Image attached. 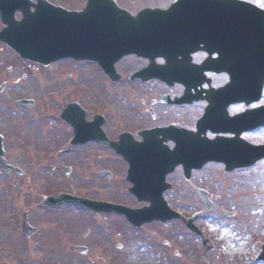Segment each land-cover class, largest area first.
<instances>
[{
  "label": "flooded vegetation",
  "instance_id": "1",
  "mask_svg": "<svg viewBox=\"0 0 264 264\" xmlns=\"http://www.w3.org/2000/svg\"><path fill=\"white\" fill-rule=\"evenodd\" d=\"M174 1L0 0V50H5L6 57L11 58L9 70L18 72L23 79L31 78L33 91H37L38 95L40 86L44 85L42 90H45L48 85L49 97L46 102H40L36 94L27 95L3 104L7 110L20 113L18 115L27 114L29 123L50 126L47 140L28 141L25 136L26 143L19 146L22 151L18 149L17 152L24 153L26 148V153L46 154L52 172L61 171L67 180L77 179V172L86 175L94 187L90 190L89 186H83L79 196L133 208L144 206L146 204L131 191V187H135V182L149 181L144 173L148 163H165L173 169L166 175V181L173 186L163 194L167 201L176 204L177 196H197L198 200H202L198 190L203 188L213 202L210 214L225 215L226 209L232 215L225 216L235 220L243 213L241 203L248 198L247 187L253 183L252 171L264 163L263 160L252 167L236 160L239 155L250 153L251 145L264 146V14L259 12L264 10V0H238L250 2V6L257 7V11L253 7L245 10L246 6L236 2L237 10L242 12L243 9L244 15L254 18L252 25L244 23L241 30L238 24L242 22L231 17L213 19L211 29L201 28L200 24L206 20H202L199 11L191 9L185 15L182 8L181 14H172L162 21L152 13H143L157 8L167 10L172 8ZM52 9L72 12L75 20L87 25L128 27L125 32L128 31L129 35L117 36V44L113 45L122 49L115 54H125L114 65L117 73L115 81L106 75L98 62L66 58L43 65L23 59L3 41L4 35L1 34L8 28V23L15 26L33 17L40 24L49 20ZM154 21L159 22L154 24ZM198 29L214 34L212 50L200 42L194 45ZM34 30L27 29L28 32ZM21 31L25 32V29ZM159 32L163 33L158 35ZM151 56L155 59L151 60ZM168 57L178 59L180 72L185 67L182 82L169 84L147 74L148 68L149 72L152 70V64L157 69L163 68ZM208 58L215 63H210L207 70L201 72V66ZM85 71L94 72L97 77L88 79ZM44 74L47 75V82L42 79ZM102 78H108L112 84L124 82L126 86L134 85L132 90L135 92L143 89V97L141 93L136 94L138 102H128L126 106L120 102L90 101L89 90L98 86V80ZM70 80H74L72 85H69ZM32 82H28L30 87ZM11 84L5 83L6 90ZM225 88H233L234 92H229L228 96L221 92L218 102L215 98L211 100L214 91ZM60 93L65 101L61 98L58 102ZM24 99L33 102L26 106L17 104L16 101ZM251 110L260 114L252 125L247 124L246 114ZM3 124L5 130L0 135L5 158L9 165L20 168L7 151L8 143L14 137L10 134L15 133V129H11L8 120H3ZM13 141L20 143L17 138ZM202 151L216 156L200 167ZM227 153L232 154V160L227 158ZM246 159L251 160V157ZM131 166L135 173L130 180L128 172ZM186 167L187 173L184 170ZM0 172L6 177L25 176V172L23 175L5 172L1 165ZM208 175L209 181L216 183L213 188L208 182L201 184L208 179ZM251 198L257 201L259 209H264V201L259 202V195L252 194ZM226 199L228 202L224 203ZM180 208L184 209L181 205ZM98 214L123 216L108 211ZM36 228L38 231L34 232V236L41 232L39 227ZM263 231L264 227H261L260 232ZM263 243H259L260 252ZM69 247L75 252H78L75 248L83 247L84 255L89 252L84 244H69ZM177 255L181 259L179 252ZM212 260L216 263L214 258ZM212 260L210 264H214ZM261 262L264 264V261ZM228 264L244 263L235 258Z\"/></svg>",
  "mask_w": 264,
  "mask_h": 264
},
{
  "label": "rangeland",
  "instance_id": "2",
  "mask_svg": "<svg viewBox=\"0 0 264 264\" xmlns=\"http://www.w3.org/2000/svg\"><path fill=\"white\" fill-rule=\"evenodd\" d=\"M163 1L153 0L156 3ZM6 56V51L1 49L0 83L12 84L0 96V133L5 130L3 120H8L11 129H15L10 135L20 143H14L12 138L7 151L11 160L24 170L25 176L6 177L0 172V264H206L211 258L215 259L216 263L211 259L214 264H227L235 258L245 264H263L256 261V257L260 252L259 243L264 241V231L260 232L264 227V209L256 206L257 201L251 195L257 194L259 202L264 201V163L252 171L253 183L247 187L248 198L241 203L243 213L235 220L224 218L220 213L210 216V211L197 196H177L176 204L184 207L181 212L185 217L193 216L199 210L202 212L195 224L203 229V236H197L182 221L153 222L134 230L123 216L89 213L69 203L47 206L44 200L51 194L67 191L81 195L83 186H89L90 190L94 186L81 172H77V179L70 180L61 171L52 172L46 154L26 153V148L24 153L17 152L19 146L25 145V136L28 141L47 140L50 126L29 123L27 114L18 115L20 113L4 106L3 102H15L37 92L33 91L31 78L23 79L18 72L9 70L11 58ZM85 72L88 79L97 77L94 72ZM42 79L47 82V75L44 74ZM30 81L32 87L28 85ZM98 81L99 85L89 90L90 101L120 102L126 106L128 102H138L136 94L141 93L143 97V89L137 85L142 89L140 92L133 91L135 86H126L124 82L112 84L108 78ZM73 83L74 80H70L69 85ZM43 87L40 86V95L36 94L40 102L49 99L48 91L42 90ZM61 98L65 101L60 93L58 102ZM120 114L123 115L122 111ZM207 177L201 184L208 182L213 188L216 183H211L209 175ZM227 199L223 202L227 203ZM26 211L30 212V223L41 229L40 234L31 238L22 232V214ZM204 239L208 240L207 246ZM69 244H84L89 252L80 254L71 250ZM119 244L123 246L121 249L117 248ZM175 252L180 253L181 259Z\"/></svg>",
  "mask_w": 264,
  "mask_h": 264
},
{
  "label": "water",
  "instance_id": "3",
  "mask_svg": "<svg viewBox=\"0 0 264 264\" xmlns=\"http://www.w3.org/2000/svg\"><path fill=\"white\" fill-rule=\"evenodd\" d=\"M103 2H106V1H103ZM198 3L208 6V4L210 3H218V4L224 3L225 4V3H235V2L228 1V0H179L176 7L173 8L172 11L171 10L169 11L153 10V12L158 13L159 15H162L163 17L167 18L168 16L172 14H177L176 8H179L180 6L189 5L190 7V5L198 4ZM222 12H223L222 9L218 11V13H222ZM54 13L55 11L53 12V14ZM69 15L70 14L67 12L56 11V13L53 15V21L49 23V26L45 27L46 29L48 28L47 31L49 30L50 34H48V32L46 31V36L50 37L49 38L50 40H46L45 38H43L41 39L39 43L38 36L35 37V40L33 41L29 40L26 37L24 38L23 36L19 34L20 30H17L18 27H21V25L23 24H18L17 25L18 27L15 29L16 32L13 35L6 36L4 41H6L7 44H9L12 48H14V50L16 49V51H19L23 56H26L30 59H37L45 63L53 61L54 59H58L61 57H67V56H75L76 58H79V59H82V58L89 59L90 58L92 60L99 61L101 65L103 66V68H105L106 73L109 74L111 77H114V74H115L114 63L118 61V59H120L121 55L123 54H120V55L115 54L121 51L122 49L116 46L114 47L113 45L117 44V41L115 39L117 36L129 35L128 31L125 32L127 27H125L124 29H121L120 25L119 26L115 25L112 27V30L110 32L107 31L106 33L100 35L102 36V38H104L105 42L109 40L107 39L109 36L111 37V40H109V44L111 43L110 46L112 50L105 51L104 54H101L99 56L97 55L99 52L98 50L92 47H89L91 43L93 42V37L96 35L99 36L98 32L92 31L91 28H89V30L87 31L86 27H83V31L78 33L77 27L75 24L71 26L68 23H66L69 21V17L72 18V16H69ZM206 18L209 19V17H206ZM233 18L235 17L233 16ZM242 21L245 22L244 19H242ZM209 26L211 27V23L209 24ZM233 26H235L234 22H233ZM241 26H242L241 23L238 24L239 30H241L240 29ZM257 35H258V32H257ZM255 39L258 44V39L256 36H255ZM125 44L127 45V42H125ZM38 50H40V52ZM34 51H38V54L34 53ZM210 60L211 59H209V61ZM175 61L178 62L177 60ZM209 61L207 62L208 64L215 63L212 60L210 62ZM168 62H170V64H168ZM151 67L152 69L154 68L153 73L156 74V68L158 67L154 64H152ZM205 69L207 70V64L201 67L200 71L202 72ZM158 74L161 77L162 76L165 77L164 78L165 80H167L168 78V82H170V79H172L173 77H174L173 80L176 81L175 79H178V76H180L179 72L174 71L173 62L171 60L167 61V66H163V68L161 67L159 68ZM221 92H223L225 96H228L229 92H234V89L225 88L222 90L214 91V93L211 95V100L215 98L216 99L215 102H218L222 96ZM184 152H182L181 158ZM192 152L193 151L191 150L190 156H192ZM168 154H171V153H168ZM213 154L214 153L202 151L200 158L209 159L212 157ZM263 154L264 152H262L261 150H250V153L244 154L243 157L251 156V164H253L257 160V158H260L261 156H263ZM3 155H4V152L2 149L1 138H0V162L1 164L4 166L6 171L16 170L17 172H19L17 168H14L13 166H9L6 163L4 158H2ZM181 162H182V159H181ZM65 201H73L82 206L93 208L96 211H101L102 209H105L104 206H102L104 205L103 203H99V202L96 203V201H89L86 199L76 198L70 195H60L54 198L51 197L47 200V203L50 205H57ZM165 204L166 203L158 202L157 200H152V206L149 208H146V210L144 209L141 211L128 212V209H125V210L120 209V212L127 214L129 218L136 225H140L144 223L145 221H151L153 219H161L165 221L175 216V214L172 213V211H170ZM106 210H112V208H107ZM128 213H131V214H128ZM23 226H24V231L26 232L27 235H31L34 232V230H36V229H33L28 224L27 214H25L24 216Z\"/></svg>",
  "mask_w": 264,
  "mask_h": 264
}]
</instances>
